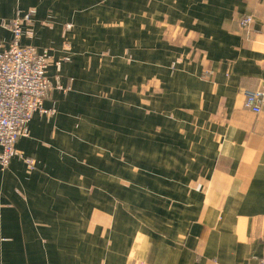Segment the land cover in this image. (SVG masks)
Here are the masks:
<instances>
[{"label": "crops", "instance_id": "obj_1", "mask_svg": "<svg viewBox=\"0 0 264 264\" xmlns=\"http://www.w3.org/2000/svg\"><path fill=\"white\" fill-rule=\"evenodd\" d=\"M30 11L68 91L17 143L35 170L0 168V264H260L264 0H0V24Z\"/></svg>", "mask_w": 264, "mask_h": 264}, {"label": "built area", "instance_id": "obj_2", "mask_svg": "<svg viewBox=\"0 0 264 264\" xmlns=\"http://www.w3.org/2000/svg\"><path fill=\"white\" fill-rule=\"evenodd\" d=\"M35 11L18 16L0 25L12 34L8 48L0 50V168L6 171L15 157L25 161L30 171L36 161L25 158L17 149L21 138L29 137V124L35 114L51 117L55 110L44 108L45 100L53 90L67 92L60 79L56 86L50 81L47 71L53 63L48 54H41L35 47L22 44L24 28L33 23ZM252 20L245 18L241 26L248 28ZM60 65V63H57ZM245 107L255 114L264 108V82L247 94ZM260 264H264V259Z\"/></svg>", "mask_w": 264, "mask_h": 264}, {"label": "rangeland", "instance_id": "obj_3", "mask_svg": "<svg viewBox=\"0 0 264 264\" xmlns=\"http://www.w3.org/2000/svg\"><path fill=\"white\" fill-rule=\"evenodd\" d=\"M134 41L136 42V39H137V36H135L134 37ZM134 45L136 46V45H139L138 43H134ZM124 60H125V58H124ZM126 61V60H125ZM126 62H128L129 63V59L126 61ZM135 85H138V86H140L141 85V83L140 84H135ZM136 95V94H135ZM142 97V98H141ZM144 96L142 95V94H140L139 95V98H135L134 99V102H133V105L131 106H128V107H131V108H137L139 111H140V114H136L135 113V115H134V118H135V120L136 121H140V122H152V120H153V118L154 119H156V120H158V118H159V116L158 115H153V117H151V118H149V119H145V116H147V114H149L148 116H150L151 115V113H147V111H148V109H146L148 106L146 105V103H143V100H144V98H143ZM141 98V99H140ZM102 102H104V98L103 97H101V99H100ZM147 101L149 102V104H150V100H148L147 99ZM152 102V101H151ZM118 106H119V109L120 108H124L125 107V105L124 104H122V103H118ZM144 106V107H143ZM145 106H146V108H145ZM104 109H107L108 107H103ZM130 108V109H131ZM143 108H145L144 109V112H143ZM121 112V111H120ZM152 112V111H151ZM146 114V115H145ZM155 120V121H156ZM95 121V120H94ZM102 122H107L108 120H106V119H104V116H102V120H101ZM98 122V121H97ZM119 122H126V117L124 116V115H119ZM99 123H101V122H99ZM104 132H106L104 129H102ZM156 134H158V132L157 131H154ZM123 158H125V156H123V157H120L119 156V160H123ZM122 164H119V166H120V169L121 168H123V169H125L126 168V166H128L129 164H126L125 162H121ZM134 165V167H135V170H138L137 169V167L135 166V164H133ZM135 172H137V171H135Z\"/></svg>", "mask_w": 264, "mask_h": 264}]
</instances>
